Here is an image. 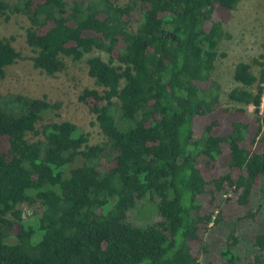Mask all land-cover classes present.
Instances as JSON below:
<instances>
[{
	"label": "trees",
	"instance_id": "16d2710c",
	"mask_svg": "<svg viewBox=\"0 0 264 264\" xmlns=\"http://www.w3.org/2000/svg\"><path fill=\"white\" fill-rule=\"evenodd\" d=\"M120 1L0 0L2 17L29 19L42 73L109 55L87 59L102 91L79 97L103 143L67 121L38 130L57 108L46 98L0 95V264H264V56L259 76L236 67L242 107L209 84L241 0ZM12 42L0 38V80L23 58ZM152 200L161 220L132 225ZM37 202L28 226L20 206Z\"/></svg>",
	"mask_w": 264,
	"mask_h": 264
},
{
	"label": "rangeland",
	"instance_id": "374dc122",
	"mask_svg": "<svg viewBox=\"0 0 264 264\" xmlns=\"http://www.w3.org/2000/svg\"><path fill=\"white\" fill-rule=\"evenodd\" d=\"M11 1V0H10ZM70 2V0H65ZM131 0H121L120 5L126 6ZM138 24L130 26L136 31ZM225 36L218 46V58L215 69L210 77V85L218 88L220 104L225 108H239L242 105L232 101L229 94L237 88H244L234 79L236 67L240 63L250 64L256 76L261 68L254 64V60L264 56V0H241L229 22L224 23ZM29 19L22 15L13 14L10 20L0 15V38L12 39L14 47L22 54L15 65L7 69L6 77L0 80V95L20 94L34 99L46 98L48 102L56 104V109H50L43 114V120L37 124L41 130L50 122H71L83 132L90 134V146L105 142L95 115L91 114L86 105L79 101L85 89L102 91L89 76L87 59L99 56L105 61L109 55L102 51H94L79 63L65 58L67 68L64 72L51 77L33 67L31 58L35 55L27 44V29ZM255 88H246L255 91ZM252 114L254 108L249 107ZM31 142L42 137L29 135ZM79 160L75 166L81 165ZM156 200L139 202L137 208L128 214V221L139 227L153 225L161 220L156 207ZM26 225L36 227L44 208L40 202L23 204L20 206Z\"/></svg>",
	"mask_w": 264,
	"mask_h": 264
}]
</instances>
